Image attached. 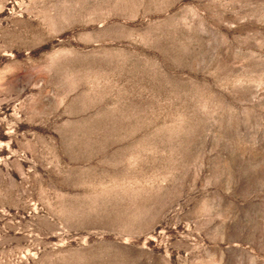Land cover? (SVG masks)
Wrapping results in <instances>:
<instances>
[{
	"label": "rangeland",
	"instance_id": "1",
	"mask_svg": "<svg viewBox=\"0 0 264 264\" xmlns=\"http://www.w3.org/2000/svg\"><path fill=\"white\" fill-rule=\"evenodd\" d=\"M0 264H264V0H0Z\"/></svg>",
	"mask_w": 264,
	"mask_h": 264
}]
</instances>
